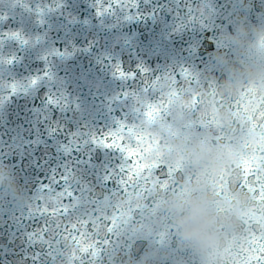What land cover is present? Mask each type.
<instances>
[{"label":"clouds","instance_id":"obj_1","mask_svg":"<svg viewBox=\"0 0 264 264\" xmlns=\"http://www.w3.org/2000/svg\"><path fill=\"white\" fill-rule=\"evenodd\" d=\"M219 41L223 50L215 61L222 79L187 88L163 77L150 100L163 115L141 113L137 131L150 142L146 158L179 166L171 186L106 195L105 211L119 203L131 216L122 239L147 242L139 255L134 247L124 264H228L250 228L264 227V201L242 183V161L264 145V128H252L246 114L238 116L226 103L246 100L254 89L249 111L264 108V21L241 22ZM256 178L264 184V165ZM17 195L24 199L19 189Z\"/></svg>","mask_w":264,"mask_h":264},{"label":"snow or ice","instance_id":"obj_2","mask_svg":"<svg viewBox=\"0 0 264 264\" xmlns=\"http://www.w3.org/2000/svg\"><path fill=\"white\" fill-rule=\"evenodd\" d=\"M124 8L136 6L132 0H109L106 6L98 9V15L102 12L111 11L113 5ZM10 39H16L21 44H27V38L22 37L19 32L5 33ZM11 63L12 61H7ZM142 69V72H147ZM115 75L124 79L135 77L136 73H127L119 65L115 66ZM50 78L49 73H44ZM179 77V81H178ZM176 86L191 88L198 84L192 75L187 71L178 76H165ZM41 77L34 76L29 81V86L35 87ZM161 80L160 77L152 81H144L143 91L149 93L155 91L156 85ZM186 85V86H185ZM13 91L17 90V85L12 86ZM255 96V90H251V95L246 100L229 99L226 103L241 116L246 114L252 128H264V108L257 104L256 111H249V103ZM49 103H55L50 97ZM145 118L152 119L155 116L163 115V107L145 101L138 109ZM243 122V120H241ZM139 124L127 125L118 123L114 130L103 133V137L98 141L103 147L116 149L124 155L125 163L120 167L119 188L112 194L128 193L130 189L148 194L154 187L165 189L170 187V180L175 172L179 171V166L173 168L159 160H149L145 153L150 142L145 136L137 131ZM245 176L242 181L243 186L250 192L257 194V199L264 201V184L258 182V178L253 179L254 172L261 165H264V145L253 151L242 161ZM52 184L42 185L39 195L35 199L30 212L35 214L42 223L37 225L34 236L40 242L47 244L51 249V243L56 236L66 234L78 239L85 252L91 255L98 264H102L103 253L109 245L118 246L122 238L121 229L131 219L130 214L121 208L119 203L114 205L111 212L102 210L99 207V198L85 200L77 192L71 189L67 177L60 179L53 178ZM61 181L64 186L60 187ZM55 197L56 203L53 206L50 200ZM104 198V197H103ZM85 202L82 203L81 201ZM165 234L161 233L159 241L163 242ZM228 264H264V227H252L249 230L247 240L235 251L230 252L227 257Z\"/></svg>","mask_w":264,"mask_h":264}]
</instances>
